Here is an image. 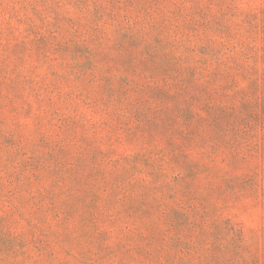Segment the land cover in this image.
I'll return each mask as SVG.
<instances>
[{
	"label": "rangeland",
	"instance_id": "obj_1",
	"mask_svg": "<svg viewBox=\"0 0 264 264\" xmlns=\"http://www.w3.org/2000/svg\"><path fill=\"white\" fill-rule=\"evenodd\" d=\"M0 264H264V0H0Z\"/></svg>",
	"mask_w": 264,
	"mask_h": 264
}]
</instances>
